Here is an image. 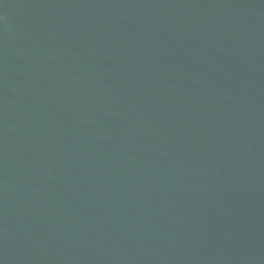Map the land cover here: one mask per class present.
I'll list each match as a JSON object with an SVG mask.
<instances>
[{"label":"water","instance_id":"water-1","mask_svg":"<svg viewBox=\"0 0 264 264\" xmlns=\"http://www.w3.org/2000/svg\"><path fill=\"white\" fill-rule=\"evenodd\" d=\"M0 264H264V0H0Z\"/></svg>","mask_w":264,"mask_h":264}]
</instances>
